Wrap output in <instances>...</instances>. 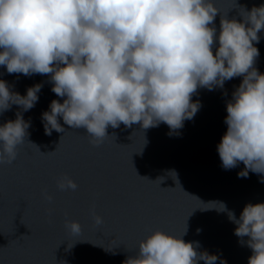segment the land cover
Here are the masks:
<instances>
[{"label": "clouds", "instance_id": "9594fccd", "mask_svg": "<svg viewBox=\"0 0 264 264\" xmlns=\"http://www.w3.org/2000/svg\"><path fill=\"white\" fill-rule=\"evenodd\" d=\"M241 8L242 21L220 16L217 35L214 0H0V66L8 74L50 76L51 91L63 102L52 100L42 113L45 134L64 132L62 118L72 129H85L94 146L121 124L149 129L164 123L172 134L201 107L192 99L198 89L212 91L242 77L226 105L227 131L217 151L225 170L243 163L238 177L264 175V73L255 67L264 4ZM41 88L35 84L21 95L0 79V113L12 105L22 109L0 125V164H12L30 135L22 112L35 106ZM57 187L75 191L78 185L64 175ZM228 217L240 243L248 237V264H264V203L246 204L239 219L232 211ZM65 227L73 235L82 231L78 221L66 220ZM183 235L157 229L123 264H216L217 255L198 252L199 244Z\"/></svg>", "mask_w": 264, "mask_h": 264}, {"label": "water", "instance_id": "95a60500", "mask_svg": "<svg viewBox=\"0 0 264 264\" xmlns=\"http://www.w3.org/2000/svg\"><path fill=\"white\" fill-rule=\"evenodd\" d=\"M261 4L264 0H214L217 35L221 15L242 21L241 6L251 10ZM259 35L255 67L264 73V30ZM0 79L21 95L42 84L35 106L22 112L30 135L12 164H0V264H123L153 231L181 236L186 228L182 238L198 243V252L217 255L216 264H248V237L240 243L228 211L239 219L246 204L264 203V175L249 171L238 177L243 163L225 170L217 151L227 131L226 105L242 77L223 88L198 89L192 99L201 107L172 134L164 123L149 129L121 124L109 127L99 146L89 142L85 129H72L62 118L64 132L45 134L42 113L52 100L63 102L51 91L50 76L8 74L0 66ZM18 111L12 105L0 113V125L15 120ZM48 152L53 153L41 154ZM64 175L77 183L75 191L58 189ZM219 203L226 211L218 210ZM93 211L103 224H95ZM66 220L78 221L81 233L71 234Z\"/></svg>", "mask_w": 264, "mask_h": 264}]
</instances>
